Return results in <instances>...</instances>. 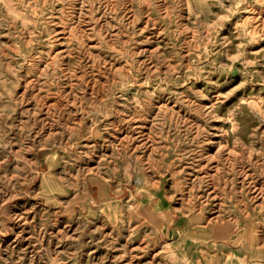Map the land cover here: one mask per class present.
Here are the masks:
<instances>
[{"label":"rangeland","instance_id":"rangeland-1","mask_svg":"<svg viewBox=\"0 0 264 264\" xmlns=\"http://www.w3.org/2000/svg\"><path fill=\"white\" fill-rule=\"evenodd\" d=\"M0 264H264V0H0Z\"/></svg>","mask_w":264,"mask_h":264}]
</instances>
